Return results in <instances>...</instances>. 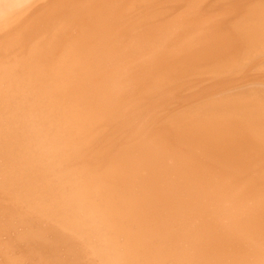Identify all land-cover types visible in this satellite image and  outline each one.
<instances>
[{"label":"bare ground","instance_id":"obj_1","mask_svg":"<svg viewBox=\"0 0 264 264\" xmlns=\"http://www.w3.org/2000/svg\"><path fill=\"white\" fill-rule=\"evenodd\" d=\"M0 8V264H264V65L153 113L255 61L264 0ZM138 110L145 137L103 160Z\"/></svg>","mask_w":264,"mask_h":264},{"label":"rangeland","instance_id":"obj_2","mask_svg":"<svg viewBox=\"0 0 264 264\" xmlns=\"http://www.w3.org/2000/svg\"><path fill=\"white\" fill-rule=\"evenodd\" d=\"M0 11L2 12V8H0ZM257 48L258 49H256V48H250V50H248V51H253L254 50V52H252L254 54L252 56V59L255 58L254 59L255 61L253 63H251L250 65H248L246 67L247 69H243L242 72L240 71L239 75H237V74H234V75H226L227 77L226 76H222V77L217 78V79H213V78H209V77H207V78H205V77L204 78L203 77L196 78V76H195L196 74H193L195 77L192 76V74H185V75H182V76L178 77L176 79V82L174 83L175 85H173V84L170 85L171 86L170 87V90L171 91H174L171 95H169V98L172 99V100L169 101L168 103L166 102V104H168L166 107H160V106H158L156 109H154L153 113H155V115H156L155 118H154V123H156V124H162L160 122H167V121L170 122L172 120L174 121L178 117L181 118L182 115H183V111L180 110V112H179V110L178 111L176 110L177 107H179L178 104H184V102L182 103V100L181 99H188L191 96H195L196 93L206 91V90H208L210 88H213V87H215L217 85H220V84H223L225 82H228L229 80H232L233 78H235L237 76H243V74H245V73L246 74L247 73H250V72L253 73V70L256 71L255 69L258 70L259 68H257V67L258 66H261L259 63L262 64V67H260V69L263 68V65H264V49H261L260 50L259 47H257ZM248 51H245V52H248ZM261 55L263 57H261ZM262 58H263V60H262ZM261 60L263 62H261ZM196 73H198V72H196ZM255 73L257 75L256 74H253V76H254V78L256 76V78L253 79V80H251L250 82L258 83L259 85H262L263 86L264 85V79H257V78L264 77V68L262 69V72L260 70V71L255 72ZM200 74L201 73H198L197 75L199 76ZM189 76L191 78L193 77V79H191ZM183 78H185L187 80H182ZM188 79H190V80H188ZM259 80L262 81V82H259ZM246 82H244V83H246ZM180 84H183V85H186L187 84V85H186V87L184 86L185 89L181 90L180 88L183 87V85H180ZM188 86H193V87L189 88V90H188V88H187ZM239 86H241V85H239ZM162 97H165V95L164 96H161L160 98L153 99V101L155 100L157 102ZM257 97H259V96H257ZM175 111H177V112H175ZM142 112L143 111L138 110L136 112H133L132 115L126 116V118L129 117V120H128V122L126 124H123L122 125V123L125 120H127V119H121L118 122H115L113 124L114 128L116 127L114 131H112L110 129L102 137L98 138V141L96 142V144L99 145V146H101V147H105L104 150H102V155H104L103 156V160L106 159V158H108V156H110L112 153L117 152L118 149L121 146H123L124 144H133V145H135V144L138 143L137 141H139L140 139H142L143 137H145V135H146V132H145L146 129L144 131L145 133H143V134H138L137 135V133H136L137 130H138L137 128H140V126H142L143 122L146 119V118L143 117L144 116V112L143 113ZM133 130H134V135H133ZM131 131H132V133H129Z\"/></svg>","mask_w":264,"mask_h":264}]
</instances>
